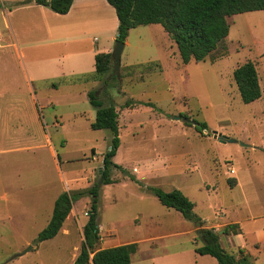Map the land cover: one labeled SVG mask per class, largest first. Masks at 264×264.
Masks as SVG:
<instances>
[{"label":"rangeland","instance_id":"rangeland-1","mask_svg":"<svg viewBox=\"0 0 264 264\" xmlns=\"http://www.w3.org/2000/svg\"><path fill=\"white\" fill-rule=\"evenodd\" d=\"M25 1L0 0L3 27L4 6L14 2L9 8L16 9ZM100 6L88 1L84 17L102 13ZM34 13L9 12L8 18L11 23L30 20ZM228 23L230 34L217 50L189 64L161 25L130 31L121 81L109 75L98 80L93 68L32 85L16 46L0 48V264H73L84 241L91 196L74 203L54 239L38 242V236L61 194L94 186L100 191L103 237L98 249L137 243L131 264H165L155 258L178 252L186 264H218L196 253L203 243L195 223L164 207L148 188L180 190L205 227L217 225L212 227L223 239L232 236L224 234L230 223H238L248 240L264 228V11L234 15ZM95 37L100 48L112 45L106 36ZM248 61L257 67L262 90L251 104L242 101L233 76ZM91 91L119 112L121 146L113 161L121 168L111 169L109 184L103 160L113 136L91 127L96 116ZM128 101L158 109H124ZM192 122L207 129L199 132ZM215 133L237 142L222 143ZM261 253L252 264H264Z\"/></svg>","mask_w":264,"mask_h":264},{"label":"trees","instance_id":"trees-1","mask_svg":"<svg viewBox=\"0 0 264 264\" xmlns=\"http://www.w3.org/2000/svg\"><path fill=\"white\" fill-rule=\"evenodd\" d=\"M74 0H26L15 6L35 3L49 8L53 12L66 15L70 12ZM115 9L119 20L118 39L126 43L132 29L153 24L161 25L175 42L180 58L184 64L191 61H205L218 46L229 36L228 18L238 14L264 11V0H107ZM113 69L112 53H99L95 56L94 78L98 80L111 74ZM234 80L239 94L245 104H251L262 97L260 78L256 65L248 61L234 71ZM106 83L107 80L105 79ZM90 104L96 109L93 130H108L112 133L109 151L103 160V177L109 184L111 169L121 168L114 163L121 146L119 112L114 105L105 106L95 91L88 93ZM136 105L158 108L152 103L128 101L124 109H133ZM196 129L202 132L207 129L205 123H196ZM193 124V123H192ZM160 203L180 212L187 220L195 223L198 238L203 246L196 248L201 256H212L218 264H248L243 255L237 259L227 252L220 243L219 234L213 228H206L205 222L194 214V203L180 190L165 192L162 189L148 188ZM89 195L92 204L88 211V221L84 226V241L81 252L73 264H131L132 256L138 250L137 243L124 244L106 249H98L101 241L99 228V197L98 186L73 193L64 192L54 205L52 217L38 236V242L54 239L62 229L75 202ZM238 224H230L224 229L225 235L240 234ZM93 255V256H91Z\"/></svg>","mask_w":264,"mask_h":264},{"label":"crops","instance_id":"crops-1","mask_svg":"<svg viewBox=\"0 0 264 264\" xmlns=\"http://www.w3.org/2000/svg\"><path fill=\"white\" fill-rule=\"evenodd\" d=\"M88 1L91 0H74L70 12L66 15L57 14L49 8L35 3L16 9L9 8V5L14 2L7 4L8 8L4 6L2 13L5 12L7 20L4 23V27L0 24V48L7 44H9L8 46L10 44L11 46H16V49L19 50V59L23 65L26 78L32 85L36 80L59 79L60 77L87 74L95 68V56L97 54L112 53L113 45L118 37L119 27L115 9L107 0H96L101 4L102 13L84 17V7H86ZM24 11H33L35 13L32 14L30 20L24 18L13 23L10 22L8 18L9 12L14 14L15 12ZM138 28L130 31L132 32ZM131 32H129V35ZM97 35L106 36L112 45L107 48H100L101 46L97 45L99 40L95 37ZM128 38L125 48L129 44ZM10 41L14 43H9ZM54 46L57 49L62 47V49L57 52ZM34 49H40V51L28 57L26 55L27 51ZM213 225L208 228H213ZM240 230L242 231H240V234L232 235L231 237L227 235L228 239L220 237V243L227 252L233 254L237 259H239V256L236 251L239 249L245 250L243 252L248 264H252L254 263L253 261L258 259V254H262L261 251L264 250V228L253 231V238L250 240L246 238L241 227ZM102 240L103 237L101 236ZM250 245L256 248L255 253L250 249ZM232 247H235V252L231 251ZM182 254L178 252L169 254L165 258L155 259H164L166 260L165 264H186L183 261ZM207 256L200 255L199 257L203 259V257ZM195 264H198V262H195Z\"/></svg>","mask_w":264,"mask_h":264},{"label":"water","instance_id":"water-1","mask_svg":"<svg viewBox=\"0 0 264 264\" xmlns=\"http://www.w3.org/2000/svg\"><path fill=\"white\" fill-rule=\"evenodd\" d=\"M1 6V3H0ZM125 49V43L120 41L118 39V37L115 40V47L114 50L112 52V61H113V69L111 74L109 75L111 79L112 77H116L119 81H121V59H122V54L124 52ZM176 120H181L179 117L175 118ZM185 121L189 122V120L184 119ZM194 125L195 123L192 122ZM215 138H217L220 142L222 143H236L237 141L235 139H231L227 136H223L222 134L217 135V133H215ZM102 183V180H101ZM100 183V185H101ZM32 248L27 249L23 254H26L27 252H29Z\"/></svg>","mask_w":264,"mask_h":264}]
</instances>
